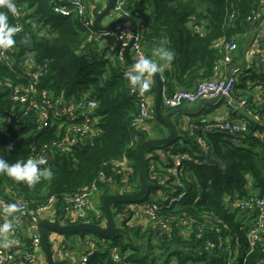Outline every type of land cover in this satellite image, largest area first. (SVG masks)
Wrapping results in <instances>:
<instances>
[{"label":"trees","instance_id":"16d2710c","mask_svg":"<svg viewBox=\"0 0 264 264\" xmlns=\"http://www.w3.org/2000/svg\"><path fill=\"white\" fill-rule=\"evenodd\" d=\"M67 1L61 0L59 5ZM85 1L87 13L83 16L74 13L55 16L51 0L17 1L22 11L24 31L14 36L15 64L9 67L0 62V81L27 83L24 57L31 53L38 64L47 65L39 86L42 92L66 102H79L83 95L88 94L98 103L94 116L99 118L101 135L92 142L76 145L71 152L64 154L55 149L63 137V132L58 133L60 122L40 133L35 132L32 119L24 116L21 108L10 101L9 92L0 88V118L4 119L0 131V156L9 163L26 160L31 157L27 143L31 138L37 149L36 157L46 158V166L53 172L51 180L42 179L34 187L0 174V195L16 193L32 207L53 196L57 218L63 205V195L79 193L97 181L101 173L105 175V180L99 183L101 200L112 190L121 188L122 176L117 174L113 165L124 156L131 161L133 170L128 183L131 188L129 195L137 193L140 190V145L166 137L164 127L155 117L144 129L132 127L139 114L138 95H154L156 84H151L144 92L137 88V92H132L125 74L133 65L125 57L120 60L119 48L101 47L102 41L96 40L102 32L95 28L94 19L103 12L104 6L100 0ZM129 10V18L137 24L142 47L168 40L166 49L174 52V60L170 68L160 75L164 78L163 87L175 91L176 84L179 89L190 90L214 77L213 68L223 58V53L214 47L220 39L236 40L238 53L235 62L241 61L244 48L259 26V19L249 21L248 17L252 13L263 12L264 4L262 0H130ZM110 14L113 15L112 11ZM231 15H234L232 19ZM192 19L203 27L202 31L190 29ZM8 22L14 26L17 23L12 14H9ZM22 41L32 42L33 51L25 50L20 45ZM244 98L252 114L231 110L232 116L228 118L236 120L244 116L250 122V132L239 144L232 143L226 132H210L205 134L210 150L204 151L197 138L188 131V125L194 120L184 127L176 118L179 115L174 116L180 140L172 145L171 150L164 148L170 152L166 159L169 165L173 156L187 154L190 158L180 176L187 195L177 208H162L159 214L172 220L192 218L195 224L191 234L183 235L175 222L168 234L161 235L153 223L142 229L140 226L129 227L126 221L121 226L129 236L117 233L109 241L99 238L103 251L93 255L88 264H264V226L261 240L253 248L248 243V233L254 225L257 211L242 212L232 208V204L240 200L264 199V141L253 135L255 132L264 135V52L255 58L252 67L242 69L238 77L233 99L238 102ZM220 105L224 102L209 107ZM163 112L167 111L163 108ZM9 113L16 115L19 121L12 135H8L6 130ZM136 133L139 144L133 148L130 143ZM146 167L148 171V158ZM168 183L166 188L150 182L145 197L135 203H118L112 208L123 211L130 205H144L151 199V194L157 195L152 201L159 204L161 196L173 189H176V194L181 190L173 185L171 179ZM98 224L104 226L105 221ZM219 235L229 239V249L224 252L207 250L206 240H216ZM79 236L85 239L88 235ZM64 246L71 249L66 244ZM115 247L121 255L120 263L110 257V250Z\"/></svg>","mask_w":264,"mask_h":264},{"label":"built area","instance_id":"2783aa9c","mask_svg":"<svg viewBox=\"0 0 264 264\" xmlns=\"http://www.w3.org/2000/svg\"><path fill=\"white\" fill-rule=\"evenodd\" d=\"M17 1L14 3L17 7V12L12 14L16 20L17 32L14 36L21 34L24 31L22 25V11L17 6ZM54 4L53 13L55 16H66L71 13L83 16L87 13V4L85 0H69L63 5H59L61 0H51ZM264 4V0H262ZM130 0H114L112 13L115 17H130ZM234 15L230 16L232 19ZM259 19V26L256 29V38L248 50L247 63L248 66L254 65L255 58L264 52V11L252 13L248 17L249 21ZM190 29L197 32L202 31L201 26L195 24L194 19L189 23ZM111 39L118 43L120 52V60L125 57V49L131 45L130 51L135 56V60L140 57L151 58L143 49L140 35L133 31L130 24H118L112 27L107 32H102L96 40L104 41ZM91 40V39H90ZM168 40H166V45ZM214 47L223 53L221 61L216 63L213 68L214 77L199 83L193 89L184 90L178 89L170 91L167 87H163L162 106L165 110L171 111L179 108H186L188 105L198 104L201 100H217L224 102V105L233 112H246L251 115L248 109L247 100L244 98L241 101L235 102L233 99V90L241 74L240 65L236 64L235 56L238 53V44L234 38H223L218 40ZM16 48H0V62L6 66L13 67L15 64ZM26 67L24 73L27 75V83L18 81L17 83L4 80L0 81V88L9 92V99L14 104L21 108L23 115L32 119L35 125V132H42L49 126H58V133L63 132V137L55 149L61 153H69L73 147L78 144H84L94 141L101 135V129L98 127L99 118L94 116L98 108L97 101L90 95L85 94L79 102H66L61 99L53 98L48 92L40 90V83L47 72L46 64H38L31 53L24 57ZM247 66V67H248ZM128 72V71H127ZM126 72V73H127ZM125 78L127 76L125 74ZM128 80V79H127ZM163 81V79H162ZM131 85V84H130ZM132 92L136 91V87L132 86ZM137 92V91H136ZM139 97V114L132 122V127L135 130L148 127V122L152 120L154 115V107L148 104L147 98L144 95ZM241 114V113H240ZM256 120H259L255 116ZM4 119L0 118V131ZM190 135L197 138L198 143L204 151H209L205 134L210 132L223 131L226 132L232 143L239 144L243 136L250 132V122L247 117H240L236 120L218 119L215 121L194 120L188 125ZM200 133V136L197 134ZM255 137L264 141V135L259 132L253 134ZM28 148L30 149L31 157H36L37 149L34 141L29 138ZM139 144L138 134H134L130 147L136 148ZM168 150L172 146L167 147ZM166 148H159L149 152L146 157L149 160V168L147 177L149 182H156L161 187H169L171 179L173 185L181 189L176 194L173 189L170 193L161 196L158 200L159 204L152 201L157 198V195L151 194V199L144 205H130L125 210L119 211L112 208V212L117 223V226L122 228V223L127 221L129 227L140 226L142 229L146 224L153 223L161 231V235L168 234L173 222L176 226L182 229L183 235H190L193 231L195 221L190 217L174 218V220L161 216L159 211L162 208L175 209L185 200L186 191L184 184L180 179L185 163L190 161L187 154H179L173 156L172 164L169 165L167 158L169 151ZM160 158V159H156ZM117 174L122 176L123 186L112 190L111 194L129 195L131 188L128 186L130 175L132 174L131 161L127 156L117 161L113 165ZM105 180L104 173H101L98 180L90 186L85 187L79 193L63 195V205L57 221L61 225H73L79 223H93L99 225V222H106L105 214L102 210V191L99 189V183ZM56 199L52 196L45 203L36 206H30L28 202L20 199L16 193L8 195H0V225L11 220L13 227L8 232H0V264H36L40 256L43 254V243L40 235V223L44 216L52 211ZM12 203L19 205L17 212L9 217L4 214L3 209ZM232 208L239 209L242 212L257 211V217L254 219V225L248 233V243L250 247L261 240V229L264 226V199L249 198L240 200L232 204ZM102 227V225H101ZM201 230V229H200ZM217 233H220L218 230ZM156 241L157 239L154 238ZM229 239L219 235L216 240L207 239L205 247L209 251L224 252L229 249L227 246ZM85 252L72 264H88L90 258L96 253L103 251L100 240L85 239ZM57 254L63 258H70L73 252L64 245H61L57 250ZM110 257L114 262H121V255L117 247L110 250ZM235 256L234 258H236ZM237 259V258H236Z\"/></svg>","mask_w":264,"mask_h":264},{"label":"water","instance_id":"95a60500","mask_svg":"<svg viewBox=\"0 0 264 264\" xmlns=\"http://www.w3.org/2000/svg\"><path fill=\"white\" fill-rule=\"evenodd\" d=\"M114 0H108L107 5L103 12L97 16L94 19V26L97 30L101 32H107L112 27L118 24H124L128 23L132 26L134 33H137V24L135 20L129 17H122L114 20L112 23H110L108 26L101 25V20L106 17L108 14L111 13L113 8ZM256 38V30L252 34L249 43L243 50V58L244 63L240 65L241 69H246L248 66L247 63V53L250 47L252 46L254 40ZM20 45L25 49L29 51H33L34 44L32 42H20ZM131 45H129L124 52V56L126 60L131 63L132 65L137 61L131 59V51H130ZM155 80H156V96H155V106H154V115L155 118L158 120V122L169 131V134L160 139H152L143 142L138 150V171H139V182H140V190L132 195H120V194H109L106 195L103 198L102 201V210L105 214L107 226L101 227L99 225L93 224V223H79V224H73V225H61L58 222H47L42 221L40 223V235L42 238L43 248L45 251L46 261L47 264H60L56 262L53 250L50 245V239L48 235V231H52L58 235L66 236V235H73V234H90L97 236L99 238H105L108 241L112 240L117 233H125L127 236L129 234L123 230V228L118 227L117 223L115 221L113 212H112V206L118 203H135L139 201L141 198L145 197V195L148 192L150 182L147 177V167H146V155L159 148L163 147H170L175 142L180 140V134L179 130L177 128V125L174 123L172 118L176 115H192L196 114L204 105H212L216 104L217 100H201L198 105L193 108H179L171 110L167 113L163 112V106H162V99H163V81L160 73L154 74ZM18 117L14 114H8V122L6 124V130L8 135L13 134V129L16 125H18Z\"/></svg>","mask_w":264,"mask_h":264},{"label":"clouds","instance_id":"9594fccd","mask_svg":"<svg viewBox=\"0 0 264 264\" xmlns=\"http://www.w3.org/2000/svg\"><path fill=\"white\" fill-rule=\"evenodd\" d=\"M17 12L14 0H0V48L12 47L15 43L14 35L17 32V27L10 25L9 14ZM158 60H153L149 57H140L126 73L129 83L136 87L141 92L148 90L151 87L153 74L162 73L174 60V52L164 47H159L154 50ZM9 146V151L11 150ZM48 161L44 157H29L26 160H17L15 163H9L8 160L0 156V174H3L16 182H23L29 187H34L42 179L51 180L53 172L50 167H47ZM19 209V205L12 203L7 205L3 212L5 215L12 217ZM13 227L12 221L9 220L3 225H0V232H8Z\"/></svg>","mask_w":264,"mask_h":264},{"label":"crops","instance_id":"0c3cea01","mask_svg":"<svg viewBox=\"0 0 264 264\" xmlns=\"http://www.w3.org/2000/svg\"><path fill=\"white\" fill-rule=\"evenodd\" d=\"M100 2L102 3V5L104 6V9H105L108 0H100ZM114 17H115L114 14L113 15L108 14L106 17H104L101 20V25L108 26L110 23H112L115 20ZM100 43H101V47H105V46L110 47L111 46V47L119 48L118 43H116L115 41H113L111 39H106ZM159 47L166 48V41H163L160 44L143 46V49L151 57V59L158 60V58L155 55H153V53H154V50L156 48H159ZM130 57H131V59L135 60V56L133 55L132 52H131ZM236 57H237V54L235 56V59H236ZM243 63H244V58L242 55V60L239 62H236V64H243ZM168 68H170V67H168ZM162 79H164V78H162ZM150 80H151V84H153V83L156 84L154 74L152 75ZM175 86H176L175 90L179 89L177 84ZM155 96H156V93L154 95L150 94V95L146 96L148 104L150 106H153V107L155 106ZM197 105L198 104L188 105V106H186V108L193 109ZM212 105H214V104H212ZM209 106H211V105H204L196 114H192L191 116L182 114V115H179V117L178 116L177 117L175 116V117L179 119L180 124H182L184 127H186V125L191 120L203 119V120H207V121H215L218 119H228L232 116L230 109L228 107H226L225 105H220V106H215V107H209ZM165 111H167V110H165ZM167 112H169V111H167ZM167 112H164V113H167ZM175 117L172 118L173 121H174ZM164 129H165V134H166L165 136H167L169 134V131L166 128H164ZM43 221H47V222H51V223L58 222L54 209L44 216ZM106 226H107V222H105L104 226H102V227H106ZM118 227H119V225H118ZM48 235H49L50 245H51V248L53 250L55 260H56V262H58L60 264L64 261L67 262V264H72L73 262H75L85 252L84 240L87 238L93 239V238L88 237V236H87V238L82 239L78 234L61 236V235H58L52 231H50L48 233ZM93 240H96V239H93ZM64 244H66L68 247H70L71 248L70 250L73 252V254L70 258L65 259V258H63L57 254V250L60 248L61 245H64ZM36 264H47L44 248H43V254H42V256H40V258L38 259Z\"/></svg>","mask_w":264,"mask_h":264},{"label":"rangeland","instance_id":"374dc122","mask_svg":"<svg viewBox=\"0 0 264 264\" xmlns=\"http://www.w3.org/2000/svg\"><path fill=\"white\" fill-rule=\"evenodd\" d=\"M88 237H91V238H93V239H96V240H98V239H99V237H97V236H94V235H90V234H88Z\"/></svg>","mask_w":264,"mask_h":264}]
</instances>
